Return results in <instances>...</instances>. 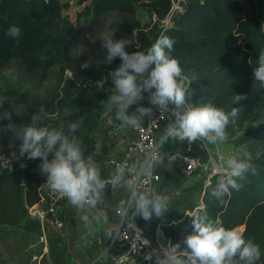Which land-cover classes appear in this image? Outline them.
<instances>
[{
  "label": "trees",
  "instance_id": "obj_1",
  "mask_svg": "<svg viewBox=\"0 0 264 264\" xmlns=\"http://www.w3.org/2000/svg\"><path fill=\"white\" fill-rule=\"evenodd\" d=\"M137 8L145 10L147 21L136 16ZM88 10L95 24L106 13L120 15L112 22L113 39L131 40L126 46L130 53L147 51L162 34L172 38L171 55L182 66L189 103H211L228 112L238 108V116L226 128L227 137L235 136L237 143L259 151L251 157L258 174H249L241 190L223 202L210 195L219 172L209 180L201 174L168 197L170 208L164 217L145 221L136 216L137 224L153 246L166 248L169 241L179 243L192 232L191 216L206 211L226 228L243 224L241 232L261 247L257 264H264V86L253 76L264 50V0H185L181 10L170 12L168 0H91ZM0 14L6 16H0V115L11 114L16 126L9 131L8 120H0V232L21 228L40 234L44 228L29 216L28 207L39 202L38 187L46 177L39 170L40 159L19 157L20 130L33 114L44 115V123L56 127L83 117L75 135L89 154L101 120L100 105L113 90L111 72L122 61L104 62L102 37H94L85 52L79 50L78 27L61 14L58 0H0ZM13 25L21 29L19 37L7 34ZM85 61L90 64L82 68ZM236 94L247 99L234 104ZM65 108L72 110L71 116H64ZM97 208L105 212L104 206ZM51 236L53 264H70L61 236Z\"/></svg>",
  "mask_w": 264,
  "mask_h": 264
},
{
  "label": "clouds",
  "instance_id": "obj_2",
  "mask_svg": "<svg viewBox=\"0 0 264 264\" xmlns=\"http://www.w3.org/2000/svg\"><path fill=\"white\" fill-rule=\"evenodd\" d=\"M7 34L12 38L19 37L21 29L13 25ZM131 43L128 39L103 38L104 62L111 63L116 58L122 61L111 72L113 90L107 98L108 105L115 109V119L125 127L140 129L145 118L153 116L155 107L161 113L171 111L175 117L164 130L163 136L167 139L207 144L226 140V128L238 116L239 109L232 107L228 112L211 103H189L182 82V66L171 55L175 41L162 34L147 51L130 53L126 46ZM89 64L90 61H85L81 67L87 68ZM255 65L254 81L264 86V50L259 53ZM97 87L103 89V83L98 81ZM145 93L149 94L148 107L139 104ZM244 99H247L245 94H236L234 104ZM134 105L137 107L130 111ZM170 105L174 108L170 109ZM63 114L69 117L72 110L65 108ZM44 119V115L33 114L31 122L20 130L19 157L26 155L29 160H41L39 170L46 177L51 191L66 197L74 208L86 212L103 206L104 194L109 187L112 192L125 188L128 195L118 205L125 214L132 210L134 217L141 216L145 221H151L153 216L164 217L170 208L167 196L151 189L141 190L142 178L152 177L160 161L155 148L135 165L117 164L110 176L102 178L98 164L91 157L85 158L83 142L75 135L83 124V117L67 127L63 124L59 127L47 125ZM0 120H8V130L15 131L11 114L3 113ZM25 166L21 164L22 168ZM249 174H258L249 154L229 157L220 166L219 179L210 195L223 202L224 197L241 190L242 182ZM191 217V233L179 243L169 241L162 251L153 249L145 254L144 259L152 261L155 258L156 264H257L261 260V247L253 238L245 237L235 228H226L220 220L210 218L206 211ZM100 218L107 220L104 211L97 213V219ZM82 219L88 221V215ZM158 235H162L159 230Z\"/></svg>",
  "mask_w": 264,
  "mask_h": 264
},
{
  "label": "built area",
  "instance_id": "obj_3",
  "mask_svg": "<svg viewBox=\"0 0 264 264\" xmlns=\"http://www.w3.org/2000/svg\"><path fill=\"white\" fill-rule=\"evenodd\" d=\"M184 1L177 0L173 10H181ZM144 95V100L139 104L148 107L150 106L149 94ZM174 118L171 111L161 113L154 107L153 116L146 117L140 129L125 127L119 121L112 126L108 134L99 138L96 137L95 131L94 149L85 155V158L91 157L95 160L101 170L102 178H107L117 164L126 162L129 166H133L142 161L150 149L155 148L160 154V161L155 166L152 177L142 178L141 190L151 189L166 195L167 198L178 192L172 185H165L168 162L174 164V168L182 178L206 174V179L209 180L210 175L220 171V166L224 164L223 156L217 149L210 148L203 141L189 143L165 138L164 130ZM38 189L40 200L28 207V214L38 219L44 228L39 234V239L46 241L48 236L60 234L66 226L62 213L69 202L66 197L51 191L46 181ZM118 205L119 201L113 207L118 219L116 228L118 248L107 259L101 260L102 257H99L87 264H156L155 258L147 261L144 256L153 249L162 251L164 248L153 246L143 229L137 224L132 210L125 214ZM70 264L77 263L70 262Z\"/></svg>",
  "mask_w": 264,
  "mask_h": 264
},
{
  "label": "rangeland",
  "instance_id": "obj_4",
  "mask_svg": "<svg viewBox=\"0 0 264 264\" xmlns=\"http://www.w3.org/2000/svg\"><path fill=\"white\" fill-rule=\"evenodd\" d=\"M58 1L61 6V14L69 18L75 26L78 27L79 50L85 52L94 37L113 38L115 36L116 28L113 27L112 22L119 19L120 15L118 13L114 11L106 13L102 16L101 22L95 24L93 22L91 23L90 19L92 13L88 10L91 0ZM168 1L170 3V12L175 9L177 0ZM135 13L142 22L149 19V16L142 8H137ZM0 16L3 19L6 18L5 15L0 14ZM166 21H168V19H166L164 23H166ZM5 71H8V69ZM100 111L101 113L105 111L112 112L114 111V108L110 107L108 102L105 101L101 103ZM208 145L210 148L217 149L219 151V153L223 156V163L231 156H243L247 153L252 157L259 153V151L253 149L248 144L237 143L235 141V136H230L224 141ZM166 171L165 185H172L175 191L190 185L200 176L196 175L189 178H182L180 177L177 169L174 168V164L171 162L167 163ZM234 228L242 231L244 225H238ZM41 232L42 231L40 230V233ZM112 236L113 233L109 235L107 240H104L100 233L96 232L95 229H92L88 230V232L82 237L76 238L75 246L80 251L79 254L82 257V260L87 262L88 260L95 261L99 257H102L100 258L101 260L110 257L115 252H111L110 250V240ZM90 239L94 240L96 246L95 249L92 247V249L89 250L84 245V243L88 242ZM61 240L67 248L66 239L61 236ZM48 243V237L46 241H42L39 239L38 233L24 231L21 228H16L10 233L0 232V264H53V258Z\"/></svg>",
  "mask_w": 264,
  "mask_h": 264
},
{
  "label": "crops",
  "instance_id": "obj_5",
  "mask_svg": "<svg viewBox=\"0 0 264 264\" xmlns=\"http://www.w3.org/2000/svg\"><path fill=\"white\" fill-rule=\"evenodd\" d=\"M135 107H137V105L132 106V109H130V111L134 110ZM118 122L119 121L115 119V109L112 112H102L100 124L95 133L96 137L99 138L102 135L108 134L112 126ZM126 195L127 190L125 188H120L115 192H112L110 187L106 189L103 198V206L105 209V214L107 215V220H104L103 218L97 219V213L100 211L98 208L88 209L86 212H84L74 208L72 205H70V203L66 207H64L62 216L65 219L66 226L59 235L63 236L66 239L70 262L77 264H87L91 262V260H88L87 262L85 260H82V257L79 254L80 251L75 246V242L76 238L82 237L88 232V230L92 229H95L96 232L100 233L104 240H107L109 238V235L113 233V236L110 240V250L111 252L116 251V249L118 248L116 239L118 219L113 211V207L117 201L125 199ZM84 215H88V221L82 219ZM84 245L89 250H91L92 247L94 249L96 247L93 239L85 242Z\"/></svg>",
  "mask_w": 264,
  "mask_h": 264
}]
</instances>
